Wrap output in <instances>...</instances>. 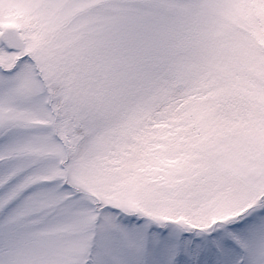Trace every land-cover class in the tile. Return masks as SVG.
I'll list each match as a JSON object with an SVG mask.
<instances>
[{
    "label": "snow or ice",
    "instance_id": "6c2138e0",
    "mask_svg": "<svg viewBox=\"0 0 264 264\" xmlns=\"http://www.w3.org/2000/svg\"><path fill=\"white\" fill-rule=\"evenodd\" d=\"M0 264H264V0H0Z\"/></svg>",
    "mask_w": 264,
    "mask_h": 264
}]
</instances>
